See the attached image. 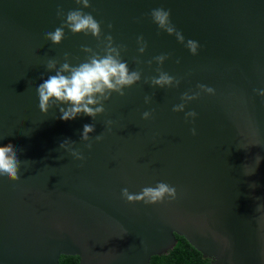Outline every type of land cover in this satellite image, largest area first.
Segmentation results:
<instances>
[{"label": "water", "instance_id": "95a60500", "mask_svg": "<svg viewBox=\"0 0 264 264\" xmlns=\"http://www.w3.org/2000/svg\"><path fill=\"white\" fill-rule=\"evenodd\" d=\"M89 5L0 0V147L10 143L21 161L17 181L0 175V264H58L61 256L78 264H148L170 251L176 236L208 264H264V97L257 94L264 90V0ZM157 8L170 13L185 43H198L196 55L152 22ZM77 9L100 23L99 41L67 28L59 45L45 39ZM109 35L140 81L124 96L113 93L95 120L63 122L57 107L42 114L36 89L55 74L48 61L59 68L67 54L77 66L87 59L84 47L103 55ZM160 55L168 57L160 70L178 86L145 83L158 76ZM197 85L214 94L201 93L184 112H173ZM190 111L196 117L186 121ZM85 124L95 125L91 149L80 140ZM64 140L83 160L59 148ZM160 182L176 189L175 200L145 205L121 198L124 188L134 194Z\"/></svg>", "mask_w": 264, "mask_h": 264}, {"label": "clouds", "instance_id": "9594fccd", "mask_svg": "<svg viewBox=\"0 0 264 264\" xmlns=\"http://www.w3.org/2000/svg\"><path fill=\"white\" fill-rule=\"evenodd\" d=\"M75 3L81 5L82 8H88L89 0H75ZM63 13L58 10V16ZM152 22L159 30L167 33L169 36L175 35L178 43L185 44V47L190 54L196 55L198 43L193 40H188L185 43L183 35L175 29L170 22V13L162 8L152 10L150 13ZM111 25H109V28ZM67 28L73 35L84 34L91 35L93 38L100 40L101 28L100 23L96 21L91 14H86L77 9L69 11L66 15L64 23L55 29L54 32L47 33L45 39L50 41L52 45H59L64 39V29ZM138 52L143 54L146 48V43L143 37L137 38ZM82 51L88 54L85 62L77 66H71L68 63V55L64 56V63L57 68L56 60H49L46 65L48 72H55L54 75L48 76L42 83L37 86V95L39 100V111L42 114H47L49 109L57 107L60 113V120L69 122L83 115L95 118L104 113V102L109 97L116 93L119 96H124V89L130 88L140 81V71H130L127 62L122 61L121 52L124 51L123 46H113L112 37L106 36L103 41V55L94 52L89 47L82 48ZM168 57L160 55L154 58L158 65L156 71L157 77L147 78L145 83H150L152 87L168 88L176 87L180 81L169 74L160 70L159 65H162ZM138 62V61H137ZM151 65L152 61L148 62ZM179 63V61H177ZM198 91L193 94L184 93L181 97V103L172 108L173 112H184L185 105L199 98L201 93L213 95L214 89L205 85H197ZM264 97V90L257 93ZM151 97H145V103H149ZM151 112H144L142 119L148 120L151 117ZM196 113L190 111L185 113V120L194 119ZM111 124L106 122V127ZM95 130L94 124H85L80 136L81 142H85V147L91 149L92 144L87 143L90 139V134ZM191 134L196 135L195 129L191 130ZM99 142L103 139V134L95 137ZM74 142L64 140L59 148L68 152L76 160H83V156L79 151L73 149ZM261 157L255 158V168L259 165ZM21 161L17 157V152L9 143L6 146L0 147V175L4 176L9 181H17L19 179L18 171ZM253 174V173H252ZM255 187V185H251ZM177 193L174 187L169 186L164 182L157 183L154 187H144L139 193L130 194L127 188L122 189L121 198L128 204L141 203L145 205H155L167 201L171 202L176 199Z\"/></svg>", "mask_w": 264, "mask_h": 264}, {"label": "trees", "instance_id": "16d2710c", "mask_svg": "<svg viewBox=\"0 0 264 264\" xmlns=\"http://www.w3.org/2000/svg\"><path fill=\"white\" fill-rule=\"evenodd\" d=\"M175 238L176 244L170 251L162 256L152 257L148 264H208L210 262L183 238L178 236ZM58 264H78V258L61 256Z\"/></svg>", "mask_w": 264, "mask_h": 264}]
</instances>
